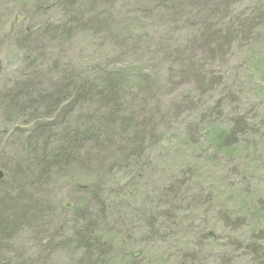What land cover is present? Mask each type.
I'll list each match as a JSON object with an SVG mask.
<instances>
[{
	"label": "trees",
	"instance_id": "trees-1",
	"mask_svg": "<svg viewBox=\"0 0 264 264\" xmlns=\"http://www.w3.org/2000/svg\"><path fill=\"white\" fill-rule=\"evenodd\" d=\"M54 1L29 3L45 13V23L39 30L21 34L30 43L24 48L25 69L14 84L0 90V125L9 118V129L0 130V264L201 263L190 242L197 226L190 225L187 231L179 222L184 214L180 203L170 208L180 200L184 182L189 183L181 172L187 167L185 158L177 184L162 183L165 193L156 190L157 199H151L148 190H153L154 182L142 169L147 165L142 161L147 149L143 139L147 135L154 142L160 135L158 128H152L157 111L164 109L166 120L169 114L176 115L179 146L203 147L210 162L219 155H233L237 136L244 131L243 117L230 118L228 126L219 128L216 122L206 121L205 113L228 115L233 97L230 80H234L231 52L244 46L252 28L263 27L257 22V8L248 7L249 0H198L196 7L211 8L202 18L183 15L180 0H141L137 12L128 6L134 0ZM243 1L246 5L238 7ZM160 16L165 19L156 22ZM151 23L168 29L172 36L159 46V61L165 68L157 72L143 62L116 65L114 47L127 52L141 40L138 32ZM77 34L86 39L89 52L77 51V58L57 53L60 43L66 47ZM52 43H59L55 59L49 71H43L39 60L44 54L33 47ZM94 53L97 56L90 58ZM80 55L96 60L79 64ZM257 62L264 82V54L256 56ZM180 77L192 83L193 96L179 93L157 109L158 101L148 95L150 91L169 79L179 83ZM180 113L190 118L183 119ZM6 147L10 154L2 150ZM64 168L68 169L64 176L55 175ZM74 171L89 180H71L67 175ZM118 173L126 179L122 185ZM138 174L144 175L142 180ZM54 176L69 182L65 203L59 207L49 198ZM163 199L165 204L160 203ZM254 199L237 196L221 218L226 223L250 220L240 245L245 244L256 264H264V206ZM190 203L194 207L196 202ZM20 237L28 241L27 247L10 250L7 242L15 244ZM169 245L173 251L164 250ZM57 253L63 256L55 259Z\"/></svg>",
	"mask_w": 264,
	"mask_h": 264
},
{
	"label": "rangeland",
	"instance_id": "rangeland-1",
	"mask_svg": "<svg viewBox=\"0 0 264 264\" xmlns=\"http://www.w3.org/2000/svg\"><path fill=\"white\" fill-rule=\"evenodd\" d=\"M44 1L46 0H37V6ZM180 1L183 3L181 8L183 15L196 14V16L206 18L211 11L210 6H205L204 8L196 7V4L200 2L198 0H192L190 4L185 3L184 1L186 0ZM29 3H31V0H0V90L11 82L14 84L13 81L18 78L20 71L25 69L26 62L23 61L25 57L24 48L30 43H27L21 34L27 35L32 28H34V31L39 30L43 28V23H45V13ZM54 3L56 4L55 1ZM141 4V0H134V2L130 1L128 6H130L132 12H137ZM245 5L246 1H243L237 6L244 7ZM247 6L257 8V22L262 23L263 27L259 28L256 26L255 29L252 28L248 33L244 46L236 47L231 52L233 59H231L230 63V72L234 76L232 77L234 80H230L233 85V97L228 112L226 111V115H228L227 117L224 114L221 116H209L207 112H204L206 119H208L206 121L210 124L216 122V126L219 128L223 124L225 125L224 127L228 126L229 123L227 122L230 118L243 117L242 127L245 132L243 131L237 136V147H235L233 155L227 157L219 155L218 158L210 162L205 160L203 147L201 148L198 145L191 147L180 145L184 146L180 147L179 139L181 133L176 131L178 127V121L175 119L176 115L169 114L168 117L170 119L166 120L164 109L157 111L156 117L154 116L157 124L152 128H158L157 131L161 132L160 135L153 140L154 142L147 135L143 139V142L146 140L145 146L147 149L143 154L142 161L147 165L143 164L142 169L145 168L147 174L154 182L153 190H148L151 199H157L155 198L156 190L165 193V189L160 187L162 183L174 182V185L177 184L178 171L185 158L184 163H186L187 167L181 168V172L184 173L185 180L189 181V183L184 182L185 189L179 194L180 200L175 192L176 199L179 201L173 202L170 208L180 203V208L184 214L181 215L179 222L187 228V231H189L190 225L197 226V234L194 235L190 242H194L191 245L193 247L192 252H195L196 259L199 262L201 261L199 264H256L252 259L253 255L244 249L245 244L240 245L241 236L248 229L250 220L245 218L241 221H228L226 223L221 218H224V208L232 206L237 196L238 199L243 195L249 198L253 197L255 198L254 200H258L264 206V82L258 76L257 68L259 63H256V56L260 57L264 54V0H249ZM123 16L129 20L128 13H124ZM49 18L55 21L57 19L54 15H50ZM164 19L165 16H160L156 19V22ZM78 32L80 31L78 30ZM13 35H16L18 40ZM138 35L142 36L141 40L134 47L129 48L127 52L123 48L114 47L115 64L122 62L127 64L129 62L138 65L143 62L146 67H150L157 72L162 71L165 68V63L163 64V62L159 61V46L164 42L165 38L170 39L172 37L168 34V29L164 30L163 27L158 26V23L154 25L151 23L145 29L139 31ZM84 41L87 43L86 39L77 34L75 38L73 37L71 43L68 41L66 47H63V43H60L61 48L58 49V52L55 47L59 43H52L44 47L37 45V48L34 46L33 50L38 51L42 55L44 54L42 60H39L40 69L49 71L47 68L55 59L56 52L66 58L71 56L77 58L75 55L77 51H81L82 54L89 52L90 49ZM76 42L78 43V48L75 45ZM149 46L150 49H148ZM107 47L104 50H107ZM104 50L100 51L104 53ZM80 56H78L79 64L96 60H87L84 55ZM95 56H97L96 53L90 58ZM108 56L110 57V55ZM188 72L186 70V73ZM194 92L195 88L192 83H188V80L180 77L179 83L172 79H169V82L162 81L157 83L153 91H150L148 95L158 101L155 104L158 109L167 100H171L179 93H188V96L192 97ZM180 114L183 119L190 118L185 113ZM8 121V117L2 120L3 124L0 125V130L6 131L9 129ZM176 132L178 135H176ZM239 141L240 145L238 146ZM1 145L2 142H0ZM2 150H5V154H10L12 151L7 147ZM142 169L137 172L142 173ZM67 171L68 169L64 168L58 170L55 175L64 176ZM57 176H54L48 187L49 198L55 207L65 203V190L69 186L68 180L63 177L57 179ZM67 176L71 180H77L78 178L89 180V177H79L75 171L73 175ZM116 176L118 179L119 177L121 178L120 185L125 183L126 179L123 175L118 173ZM143 177L144 175L142 174L137 175L138 180H142ZM114 180L117 182L116 179ZM141 184L143 182L138 185ZM145 187L144 183V189ZM164 198L172 201L169 196ZM190 202H196L194 207L191 206ZM160 203L165 204L166 200L163 199ZM191 237L190 233L186 235L185 239L187 242ZM27 243L26 239L20 237L15 244L10 240V243L7 242L6 245L11 246V250L13 246L15 249L16 247H27ZM2 244L4 243L2 242ZM159 244L162 245V243ZM196 246H198L197 251L194 249ZM154 249L152 248V250ZM164 250L173 251V247L169 245V248ZM9 255L7 253V256ZM44 255L46 256L48 253L44 252ZM62 256L57 253L54 258L58 259ZM36 257L34 260L37 262V259L40 258ZM40 257L41 259L45 258L43 256ZM4 258L8 257L2 256V259Z\"/></svg>",
	"mask_w": 264,
	"mask_h": 264
}]
</instances>
